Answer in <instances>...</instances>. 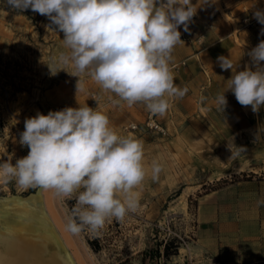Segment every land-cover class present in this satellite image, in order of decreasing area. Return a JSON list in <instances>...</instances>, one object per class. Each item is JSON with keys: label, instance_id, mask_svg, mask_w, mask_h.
I'll list each match as a JSON object with an SVG mask.
<instances>
[{"label": "clouds", "instance_id": "clouds-1", "mask_svg": "<svg viewBox=\"0 0 264 264\" xmlns=\"http://www.w3.org/2000/svg\"><path fill=\"white\" fill-rule=\"evenodd\" d=\"M6 4L46 16L48 27L63 33L67 51L51 57L47 65L53 76L73 69L67 72L78 78L77 92L84 90L81 77L86 76L118 98L110 97L114 105L142 103L151 115L164 117L189 91L174 82L171 65L175 47L183 42L179 29L189 31L197 12L192 0H6ZM253 16L264 25V10L256 9ZM248 56L255 70L245 66L237 71L230 56L217 58L222 70H232L226 90L215 97L222 113L227 91L253 113L264 106V40ZM205 100L202 95L200 102ZM19 143L27 146L28 154L14 165L12 155L0 162V185L15 181L25 191L39 188L62 201L75 199L65 224L70 234L88 230L100 235L107 221L123 220L137 210V189L148 176L144 144L118 133L105 113L87 104L47 115L37 112L25 119ZM229 149L232 157L239 155ZM162 170V164L153 161L151 179L158 180Z\"/></svg>", "mask_w": 264, "mask_h": 264}, {"label": "rangeland", "instance_id": "rangeland-1", "mask_svg": "<svg viewBox=\"0 0 264 264\" xmlns=\"http://www.w3.org/2000/svg\"><path fill=\"white\" fill-rule=\"evenodd\" d=\"M219 1L213 0L222 19L230 23L234 31L239 26H251L241 20L246 14L243 9L246 5L241 4L229 15L219 6ZM49 24L46 16L31 9L15 10L6 0H0V113L3 122L0 162L12 155L14 165L17 159L27 156L29 149L20 145V133L24 131L25 119L34 117L37 112L47 115L59 105L75 108L85 104L104 111L105 103L91 106V92L102 97L103 94L90 78L81 77L84 90L77 92L78 78L69 74L73 69L51 75L47 65L51 57L67 50L63 33L48 27ZM241 39L242 36L235 38L239 45H242ZM245 66L255 70L249 56ZM234 97L228 99L223 113L215 102L205 101H196V109L184 119L171 110L172 114H166L162 120L170 128L171 124L175 125L177 130L166 137L145 131L142 126L126 134L143 141L148 176L137 189L140 193L137 210L128 213L123 220L107 221L100 235L88 230L78 235L67 232L66 218L75 199L62 201L45 190L51 210L71 242L68 249L75 261H79L77 264H141L144 250L155 248L158 241L172 237L180 241V247L168 264H217L209 253L201 250L206 238L201 235V218L197 212L202 201L199 197L215 191L223 211L238 212L235 215L243 218L251 200L243 198L242 193L254 189L264 191V106L253 113L250 106H241ZM143 120L144 116L134 122L142 125ZM122 121L118 117L114 125ZM121 125L115 128L117 132ZM177 125L182 129L178 130ZM228 145L239 155L232 157ZM153 161L163 166L156 181L151 179ZM38 189L25 191L13 181L0 185V199L12 194L28 197ZM163 262L162 258L145 260V264Z\"/></svg>", "mask_w": 264, "mask_h": 264}, {"label": "crops", "instance_id": "crops-1", "mask_svg": "<svg viewBox=\"0 0 264 264\" xmlns=\"http://www.w3.org/2000/svg\"><path fill=\"white\" fill-rule=\"evenodd\" d=\"M197 8L196 15L189 24V31L185 32L181 26V42L173 52V62L185 60V65L174 74V82L180 86H187L189 91L183 99L173 102L171 110L181 119L187 117L196 109V101L206 97L205 103L215 102L218 93L226 90V81L231 78L232 70L224 71L220 68L219 56L231 57L238 64L237 71L244 70L245 60L264 35L261 34V25L257 22L246 28H238L224 21L213 0H192ZM246 5L252 17L256 9L264 10V0H220L219 6L232 14L234 10ZM239 45L235 38H241ZM206 74L210 77V84H205ZM105 99L104 111L111 123L117 128L121 123L142 120L145 108L142 103L129 107L125 102L114 105L112 99H118L114 94L101 92ZM227 101L234 94L225 92ZM112 97V99H110ZM235 98V97H234ZM118 117L123 121L114 125ZM178 130L181 128L178 126ZM182 129V128H181ZM180 129V130H181ZM261 183V181H259ZM251 200L245 211V217L238 218L237 213L223 211L220 197L215 191L202 195L197 212L203 240L201 250L209 253L211 260L217 264H242L264 259V191L259 189L244 192L241 195ZM244 198V197H243ZM245 208V207H244ZM241 214V213H240ZM210 259V258H209Z\"/></svg>", "mask_w": 264, "mask_h": 264}, {"label": "bare ground", "instance_id": "bare-ground-1", "mask_svg": "<svg viewBox=\"0 0 264 264\" xmlns=\"http://www.w3.org/2000/svg\"><path fill=\"white\" fill-rule=\"evenodd\" d=\"M47 198L45 190L38 189L28 197L12 194L0 199V264L79 262Z\"/></svg>", "mask_w": 264, "mask_h": 264}, {"label": "built area", "instance_id": "built-area-1", "mask_svg": "<svg viewBox=\"0 0 264 264\" xmlns=\"http://www.w3.org/2000/svg\"><path fill=\"white\" fill-rule=\"evenodd\" d=\"M244 11H246V14L241 18L242 22L245 23L246 25H253L256 24V19L251 16V14L248 12V9L246 7H243ZM185 65V60H181L178 62H172V69L174 74L177 73L181 67ZM210 84V77L208 74H206V81L205 84L202 85L201 89H204ZM91 106H97L99 104L104 103V99L102 96L96 94L95 92H91ZM145 108V106H144ZM64 109L63 106L59 105L53 108L51 111H58ZM167 114L170 116L172 114L171 109L167 112ZM2 119H1V113H0V129L3 128L2 126ZM173 127L170 128L167 124H165L162 120V117L159 116H153L151 115L145 108V114H144V120L142 122V125L134 122V121H129L126 123H123L120 126V129L118 133L122 135H126L127 133L136 131L143 127L145 131H148L152 134L159 135L161 137H166L170 134L171 131H176V126L171 124ZM242 264H264V259H260L251 263H242Z\"/></svg>", "mask_w": 264, "mask_h": 264}, {"label": "trees", "instance_id": "trees-1", "mask_svg": "<svg viewBox=\"0 0 264 264\" xmlns=\"http://www.w3.org/2000/svg\"><path fill=\"white\" fill-rule=\"evenodd\" d=\"M162 246V249H160ZM180 247V241L176 238H168L167 240L158 241L155 248L146 249L142 252L141 264H145L146 258L150 261L163 259V264H168V260L172 255H176L178 253V249ZM121 264V263H117Z\"/></svg>", "mask_w": 264, "mask_h": 264}]
</instances>
